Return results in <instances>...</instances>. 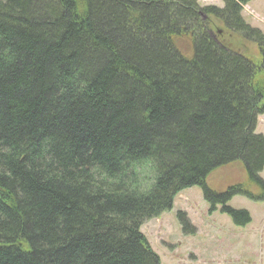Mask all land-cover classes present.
I'll use <instances>...</instances> for the list:
<instances>
[{
	"label": "trees",
	"instance_id": "16d2710c",
	"mask_svg": "<svg viewBox=\"0 0 264 264\" xmlns=\"http://www.w3.org/2000/svg\"><path fill=\"white\" fill-rule=\"evenodd\" d=\"M248 1L0 0V264H161L140 225L193 185L250 220L227 204L250 194L205 184L237 161L264 189V34L241 18ZM203 13L252 39L259 64Z\"/></svg>",
	"mask_w": 264,
	"mask_h": 264
},
{
	"label": "rangeland",
	"instance_id": "374dc122",
	"mask_svg": "<svg viewBox=\"0 0 264 264\" xmlns=\"http://www.w3.org/2000/svg\"><path fill=\"white\" fill-rule=\"evenodd\" d=\"M197 1L200 6L223 5V0ZM240 10L242 20L264 34V0H249ZM36 11L40 12L38 8ZM201 17L207 18L211 35L234 47L238 43L236 51L259 64L260 50L252 39L233 33L221 18L207 17L204 13ZM177 41L189 56L192 49L189 38L181 36ZM257 78L264 79V74H257ZM255 127V132L264 136V112L257 116ZM258 174L264 181V167ZM205 184L216 191L235 187L250 194L253 198L235 194L227 202L232 208L247 210L250 220L244 225L233 222L227 213L220 211V204L209 209L200 186L185 187L175 195L172 208L140 225L161 264H264V198H257L264 189L250 181L237 161L210 171ZM177 212L185 216L187 229L182 228Z\"/></svg>",
	"mask_w": 264,
	"mask_h": 264
}]
</instances>
